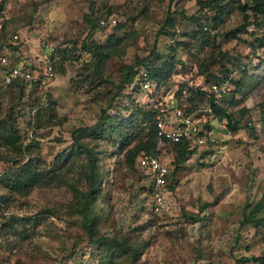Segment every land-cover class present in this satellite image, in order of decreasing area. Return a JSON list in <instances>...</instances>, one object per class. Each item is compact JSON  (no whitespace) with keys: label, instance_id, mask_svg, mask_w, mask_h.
<instances>
[{"label":"rangeland","instance_id":"1","mask_svg":"<svg viewBox=\"0 0 264 264\" xmlns=\"http://www.w3.org/2000/svg\"><path fill=\"white\" fill-rule=\"evenodd\" d=\"M251 1L0 0V49L54 70L41 89L21 92L0 81V119L17 129L23 149L16 157L0 147V264H133L129 251L108 240L132 246L135 264H264V25L254 22ZM218 2L223 12L205 36L198 19H213ZM168 15L173 26H164ZM110 36L119 49L106 60L102 80L93 55L109 47ZM152 52L182 64L149 94L133 67L144 58L161 65ZM215 78L226 88L221 106L241 128L220 131L214 120L206 144L179 166L167 209L154 214L138 166L143 152L135 151L149 135L147 113L157 108L156 117L169 119L171 101L186 115L201 113ZM78 145L96 158L92 237L76 212L90 180ZM154 151L173 170V146ZM25 162L44 178L20 194L4 180ZM259 203L263 225L241 226ZM250 257L263 261L239 262Z\"/></svg>","mask_w":264,"mask_h":264},{"label":"trees","instance_id":"2","mask_svg":"<svg viewBox=\"0 0 264 264\" xmlns=\"http://www.w3.org/2000/svg\"><path fill=\"white\" fill-rule=\"evenodd\" d=\"M201 2V1H200ZM250 10L254 16V22L257 26L264 25V0H252L251 1ZM203 2H201L202 4ZM210 9H216L219 11L217 12V15L210 19L205 18V22H200V19H198V29L203 35L209 36L210 31L209 27L212 24H215L216 17L220 15L223 12V9L221 8L219 2L211 6ZM85 20L88 22L91 30H96L99 26L95 21L90 20L88 16H85ZM173 19L168 15L164 26H173ZM248 25V23H244L241 25V28H245ZM214 28V27H213ZM240 29H238L239 31ZM172 37L175 36V32L173 31L171 33ZM114 36H110L109 38V47L99 49L97 48L93 55V60L95 61L94 66V72L100 77V79L103 80V66L106 63V60L110 58L111 56H117L116 51L119 49V46H116L119 42V39L113 38ZM262 43V41H260ZM1 48V46H0ZM151 56H155L158 60H163V57L156 55V53L152 52ZM146 58L137 60L136 64L138 66H143L148 69L150 78L155 82L158 88L161 87V84L165 83V79H167L173 72V69L176 65L182 64L180 60H176L174 58H164L161 65L156 66L154 65V62L149 61L146 62ZM202 64V63H199ZM136 66V65H135ZM131 73H127V76L125 78V83L128 82ZM214 83L220 84V81L218 78H215ZM7 88H17L21 92L26 88V83L24 82H14L10 85H3ZM34 87V86H31ZM30 87V88H31ZM35 88V87H34ZM223 95V94H222ZM219 100V102H215V96L211 93V98L209 99V106L212 109V113L218 120H225L227 128L230 131H237L240 127V120L235 119L232 115V113L226 111L223 106H221L220 102L222 101V97ZM115 98L117 96V93H115ZM157 108H152L148 111L149 116V122H148V131L149 135L147 137V140L144 141L141 145L136 147V152H143L146 154H154L156 153V148L158 144V127H157V119L156 114L158 113ZM105 113V110L102 111V114ZM102 119V118H101ZM209 129H212L210 127V124L207 125ZM245 127L247 130L252 129L251 126H248L245 124ZM91 128H94L93 126ZM82 131L81 129H77L73 131L72 137L73 141L77 144V134L78 132ZM0 147L8 148L10 149L14 155L20 156L23 153L22 145L20 143V137L17 129H14L12 126H10L6 121L0 119ZM78 147L83 150L87 154V160L89 164L90 169V180H89V190L85 196V200L82 203L81 207L76 210L77 214L80 216L81 223L86 230L87 234L92 237L95 235V222L94 218H92V215L88 209L89 204L94 200L95 193L98 191L97 187V172H96V158L93 153H91L90 150L86 149L85 147L78 145ZM173 150L175 154L177 155V159L173 163V171L171 174V180L172 182L176 183L175 177L176 173L179 170V166L190 156H193L195 152L193 150L189 149L188 143L186 140H182L180 143H177L173 146ZM130 158H133V155L130 156ZM16 160V159H14ZM133 161V159H129ZM43 175L38 172L29 162L20 163L16 167V172L11 174V176L7 177L5 176L4 184L5 186L9 187L12 191L18 192L22 194L27 189H32L36 184L42 182ZM172 188V185H170V189ZM261 203L257 204L253 209H251L247 215L244 216L243 220L241 221L240 225H255L260 226L263 225V221L261 218H259L257 215L261 210ZM15 221L13 220V223ZM10 223V222H7ZM13 223L7 224L6 226L9 228H12ZM105 241V239H95L91 240L92 243H102ZM111 244H113L115 247L125 249L131 253V260L134 263V258L137 255V251L132 247L129 246L125 242H119L117 240H108ZM250 261L254 262H262L263 260L261 258L254 259L252 257L250 258H240L239 262L241 263H247Z\"/></svg>","mask_w":264,"mask_h":264},{"label":"built area","instance_id":"3","mask_svg":"<svg viewBox=\"0 0 264 264\" xmlns=\"http://www.w3.org/2000/svg\"><path fill=\"white\" fill-rule=\"evenodd\" d=\"M16 38L17 36H14V39ZM4 48L3 51L0 49V81L2 85L24 82L27 86L39 89L49 86L54 78V70L48 62L45 61L39 65L23 62L19 60V54ZM133 70L143 91L149 94L159 91L160 88L150 78L147 68L136 65ZM209 91L215 96V102H219L221 95L226 92V88L213 83L209 86ZM170 106L171 116L169 119L164 120L161 116L156 117L157 150H160L165 144L174 146L184 139L187 141L189 149L196 152L198 148L206 144L208 137L213 134L212 129H209L207 125L218 119L212 113L209 105L196 115H186L181 108L173 106L172 101ZM218 122L219 130L225 131L227 128L225 120H218ZM246 124L252 126L251 121H247ZM137 160L138 166L145 173L147 179L149 209L154 214H160L167 209V196L170 185H172V165L165 162L157 153H142Z\"/></svg>","mask_w":264,"mask_h":264}]
</instances>
